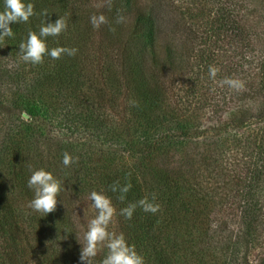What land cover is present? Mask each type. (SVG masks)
<instances>
[{
	"label": "trees",
	"instance_id": "obj_1",
	"mask_svg": "<svg viewBox=\"0 0 264 264\" xmlns=\"http://www.w3.org/2000/svg\"><path fill=\"white\" fill-rule=\"evenodd\" d=\"M31 2L36 15L10 23L14 38L0 42V264H81L79 206L92 190L111 198L122 223L109 230L145 264H251V244L264 243L263 10L244 0ZM99 14L107 23L94 28ZM58 17L67 29L48 47L76 54L19 61L28 31ZM43 107L56 119L49 133L62 125L77 137L64 144L39 131ZM86 133L108 151L90 147ZM64 153L78 159L65 167ZM29 166L65 185L44 217L29 207ZM143 197H155L156 213L137 205L130 219L121 214ZM214 212L224 225L209 220Z\"/></svg>",
	"mask_w": 264,
	"mask_h": 264
},
{
	"label": "clouds",
	"instance_id": "obj_2",
	"mask_svg": "<svg viewBox=\"0 0 264 264\" xmlns=\"http://www.w3.org/2000/svg\"><path fill=\"white\" fill-rule=\"evenodd\" d=\"M46 14H48L47 10H41V16L45 17ZM34 15L36 12L31 0H2V6H0V42H3L5 38H14L15 33L10 27V23H27L29 18ZM90 23L94 28H99L102 24L107 23V19L103 14L92 15ZM66 29L67 21L63 17H58L54 22L51 20L45 22L44 20L38 31L29 30L26 38L18 44L19 61L35 65L41 63L45 55L52 59H59L64 54L75 55L77 52L75 47H48L47 38L50 36L57 37ZM216 71V68L210 67L209 75L214 77ZM222 83L235 88L243 86L240 81L229 78H226ZM26 116V113H21L22 119H25ZM77 159V157L64 153L62 164L68 167ZM29 173L26 185L33 192L29 207L42 213V217L55 212L57 204L61 203L58 200L59 194L65 188L63 181L55 176L51 170L44 167L33 168L29 166ZM130 187V184L119 186L121 193L119 199H124V194L128 192ZM117 188L118 184H113L112 191H117ZM154 199L155 197L152 200L143 197L136 203L121 209V214L130 219L137 205L145 212L156 213L159 204L154 203ZM87 200L90 201L88 207L93 209L96 214L87 221L86 228L82 229L81 235L75 236L80 245L79 261L81 264H95V257L101 247H105L107 253L99 261V264H145L143 255L136 251L134 245L126 241L123 233L118 234L109 230V224L115 212L111 198L103 190H92L88 193Z\"/></svg>",
	"mask_w": 264,
	"mask_h": 264
},
{
	"label": "rangeland",
	"instance_id": "obj_3",
	"mask_svg": "<svg viewBox=\"0 0 264 264\" xmlns=\"http://www.w3.org/2000/svg\"><path fill=\"white\" fill-rule=\"evenodd\" d=\"M244 1L246 2V4H248L252 7L259 8V9L263 10V12H264V0H244ZM6 87L9 88L8 86H6ZM10 92H14V91H10ZM46 110H47L46 107H43L42 110L39 112V114L35 117V120L33 121V123H34V125H36V127L39 129V131H44L48 134L49 133L48 131L51 130L52 125H55L56 119H54L53 116L50 114V112L48 113ZM59 127H60V125L56 126L54 132L49 133L51 138L54 137V138H57L59 140L62 139L61 142L64 144H67V142H69L70 138L77 137V136H74L72 134L70 135L68 133H65L62 129H59ZM60 128H63L62 125ZM236 129L237 128H232L230 131V135H234ZM239 130H240L239 132H242L244 130V128L239 129ZM62 133H64L65 136H62ZM83 137L86 138V141H88L87 143L90 147L96 148L98 150L101 149L102 151H106V152L108 151L103 144L98 143L97 141L94 140V138H90L91 136L88 133L84 134ZM81 141H83V139L79 138V142H81ZM82 202L83 203H81L79 206L80 210H81V218H80L81 221L78 222V226L80 229L85 228V225H87V221L90 218H92V212H93V210L88 207V205L90 204V201L85 200ZM228 204H229V202L223 203V206H225V205L227 206ZM262 211L264 212V205H263ZM216 218L219 219L217 217V215L215 214V212L211 213L209 216V220L211 222L212 221L216 222V220H217ZM219 220L224 225V222L221 219H219ZM237 221L238 220L236 219V222ZM119 222H120V224L122 223L121 220L119 221L117 216L114 217V215H113L112 221L110 222L111 230H115L119 226L118 225ZM225 223L229 224V225H227L228 228H235L236 227V225H235L236 223L234 224L233 221L231 223L225 221ZM48 234H51V232L49 233V231H48ZM263 239H264V237H263ZM226 240H228V237H226ZM222 245L225 246V244H223V243H222ZM251 246H252V249H250V251H249V259H250V261H252L251 264H264V243L261 244V242L258 241L257 245L252 243ZM228 251H230V249ZM226 260L229 263L230 258L226 259Z\"/></svg>",
	"mask_w": 264,
	"mask_h": 264
}]
</instances>
